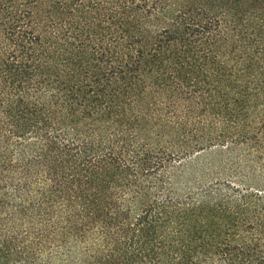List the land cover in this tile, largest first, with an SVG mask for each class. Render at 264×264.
<instances>
[{"label": "trees", "instance_id": "1", "mask_svg": "<svg viewBox=\"0 0 264 264\" xmlns=\"http://www.w3.org/2000/svg\"><path fill=\"white\" fill-rule=\"evenodd\" d=\"M192 112L264 136V0H0V264H264L263 188H167Z\"/></svg>", "mask_w": 264, "mask_h": 264}, {"label": "rangeland", "instance_id": "2", "mask_svg": "<svg viewBox=\"0 0 264 264\" xmlns=\"http://www.w3.org/2000/svg\"><path fill=\"white\" fill-rule=\"evenodd\" d=\"M185 136L166 145L170 165L167 188L180 200L200 203L208 196L220 199L229 192L264 189V136L252 143L230 140L217 133L197 112L182 117ZM72 248L54 247L36 264H75Z\"/></svg>", "mask_w": 264, "mask_h": 264}]
</instances>
